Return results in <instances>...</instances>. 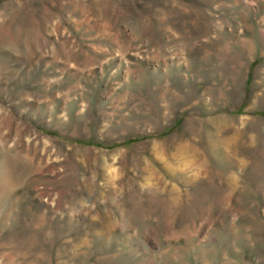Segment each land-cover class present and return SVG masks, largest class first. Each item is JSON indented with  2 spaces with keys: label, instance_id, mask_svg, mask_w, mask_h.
<instances>
[{
  "label": "rangeland",
  "instance_id": "rangeland-1",
  "mask_svg": "<svg viewBox=\"0 0 264 264\" xmlns=\"http://www.w3.org/2000/svg\"><path fill=\"white\" fill-rule=\"evenodd\" d=\"M0 264H264V0H0Z\"/></svg>",
  "mask_w": 264,
  "mask_h": 264
}]
</instances>
